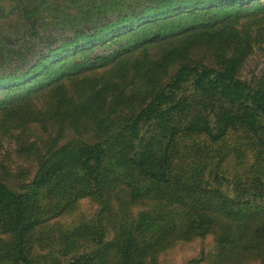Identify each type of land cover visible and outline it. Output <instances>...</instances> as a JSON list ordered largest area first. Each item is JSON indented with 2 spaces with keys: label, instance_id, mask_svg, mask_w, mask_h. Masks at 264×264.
I'll use <instances>...</instances> for the list:
<instances>
[{
  "label": "trees",
  "instance_id": "trees-1",
  "mask_svg": "<svg viewBox=\"0 0 264 264\" xmlns=\"http://www.w3.org/2000/svg\"><path fill=\"white\" fill-rule=\"evenodd\" d=\"M259 14L264 0H0V131L36 163L29 179L0 162V264H162L196 241L183 264H264V76L238 77L253 42L234 28ZM123 63L142 101L111 77L67 99L64 81ZM47 122L54 137L31 141ZM82 199L93 216L63 223Z\"/></svg>",
  "mask_w": 264,
  "mask_h": 264
},
{
  "label": "rangeland",
  "instance_id": "rangeland-1",
  "mask_svg": "<svg viewBox=\"0 0 264 264\" xmlns=\"http://www.w3.org/2000/svg\"><path fill=\"white\" fill-rule=\"evenodd\" d=\"M234 25L239 32L242 33V37L249 41L252 40L253 45L248 49L247 55L242 59L241 65L238 68V77L246 83L253 84L258 82L259 79L264 76V14L252 15L251 17L241 18L236 21ZM251 35L253 38H251ZM156 49L150 51V56H155ZM193 58L196 61H202L208 66H212V60L204 50H196L193 53ZM111 77L115 80L122 78V83L126 87V94L128 95L126 100L131 102L142 101V99L148 94V87L142 79V73H137L133 65L130 63H123L119 66L109 65L105 68H100L97 71L86 73L78 78L68 79L64 81V89L66 91V97L69 101L78 102L83 94H86L89 90L97 86L98 82L102 79ZM186 94H193V86L191 82H188L184 89ZM50 97L47 94H40L33 99V105L37 110L47 111L49 108ZM124 118L123 113L120 116V120ZM48 126L42 124H32L29 127L28 134L31 141L37 143L46 142L49 137L52 138L58 132V128L47 122ZM0 131V162H2L6 168L12 174H18L20 170L29 174L28 178L31 179L36 171V163L30 159L23 160L19 158L16 149V140L12 135L10 128H2ZM56 133H55V131ZM15 133V131H14ZM237 138H244V133L239 132L233 134ZM75 137L74 133L67 132L62 138V142ZM198 139V138H196ZM202 139L199 138L198 141ZM250 156V155H249ZM249 160H251L249 158ZM233 162L234 160H230ZM234 163L232 164V166ZM226 166L230 168V165ZM96 210V206L93 205L89 200L82 199L79 201L78 211L72 216L63 218L62 222L67 223L73 217L87 216L91 218ZM209 241L207 240L206 243ZM199 242H194L180 248H176L173 252L163 256L162 264H183L184 261L193 257L198 253Z\"/></svg>",
  "mask_w": 264,
  "mask_h": 264
}]
</instances>
